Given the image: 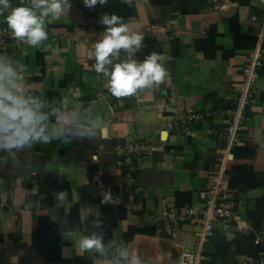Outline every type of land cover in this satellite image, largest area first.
Masks as SVG:
<instances>
[{
	"label": "crops",
	"instance_id": "0c3cea01",
	"mask_svg": "<svg viewBox=\"0 0 264 264\" xmlns=\"http://www.w3.org/2000/svg\"><path fill=\"white\" fill-rule=\"evenodd\" d=\"M28 2L11 0L13 6ZM71 3L69 12L47 20L48 38L38 46L13 38L0 55L18 62L36 94L63 104L68 124L81 111L98 133L33 143L13 150L14 156L0 150V264H110L112 251L120 247L136 250L141 264H174L182 246L200 250L206 264H242L247 257L237 253V235L264 238V219L255 229L249 218L258 200L264 201V66L240 142L225 152L223 170L216 164L225 147L211 133L219 124L203 117L186 133L179 118L187 108L204 115L234 106L242 68L261 34L264 49V0H108L92 9L83 0ZM105 13L120 16L130 31L144 36L133 59L159 54L167 70L161 83L126 97L110 93L93 68L95 43L106 27L98 20ZM2 21L0 27H7ZM212 27L215 39L207 43ZM128 58L121 50L114 63ZM135 137L156 150L125 171L117 165L115 148ZM38 174L66 185V199L49 206L39 193ZM211 188L234 202L240 223L218 221L214 235L202 240L199 210ZM106 191L112 193L109 204L102 203ZM178 192L192 195L179 210L193 212L168 232L161 218L177 209ZM116 205L126 212L111 230L106 219L113 213L107 207ZM73 208L79 212L74 218ZM131 229L138 232L129 239ZM69 231L77 237L101 235L106 251L81 252L62 237Z\"/></svg>",
	"mask_w": 264,
	"mask_h": 264
},
{
	"label": "clouds",
	"instance_id": "9594fccd",
	"mask_svg": "<svg viewBox=\"0 0 264 264\" xmlns=\"http://www.w3.org/2000/svg\"><path fill=\"white\" fill-rule=\"evenodd\" d=\"M107 2L83 0L84 6L89 9ZM71 7V0H29L19 6H13L11 0H0V17H3L2 22L7 25L12 37L36 47L48 38L47 20L59 19ZM98 23L106 27L103 38L95 43L96 62L93 68L97 74H102L113 96H130L138 89L151 88L165 79L167 70L158 62V53L146 55L142 62L132 58L143 45L142 34L130 31L116 14L105 13ZM121 50L127 52L129 58L114 63ZM72 120L73 124L67 123L62 103H50L32 90L15 59L0 55V150L14 156L13 150L33 143L91 138L98 133L91 117L84 112L73 115ZM54 196L63 201L67 192L54 193ZM102 196L103 204L112 202L111 191L102 193ZM61 235L74 242L81 252L104 254L107 248L101 235L77 237L71 231ZM109 261L110 264H141L136 250L127 247L114 249Z\"/></svg>",
	"mask_w": 264,
	"mask_h": 264
},
{
	"label": "built area",
	"instance_id": "2783aa9c",
	"mask_svg": "<svg viewBox=\"0 0 264 264\" xmlns=\"http://www.w3.org/2000/svg\"><path fill=\"white\" fill-rule=\"evenodd\" d=\"M14 37L11 36L7 27H0V50L6 52L9 48V41ZM264 66V49L263 35H259L252 52L248 55L247 61L241 71V79L237 85V97L234 106L229 109H216L206 112L204 115L196 114L191 108H187L179 118L183 124V131L189 133L191 125L201 118H213V121L219 125L211 129V133L215 135L218 142L224 145L223 155L217 159L216 166L219 170H223L227 160L225 152L232 150L238 146L240 142V133L243 129V123L246 118L247 111L252 104L257 79L260 70ZM118 155L117 165L125 171H130L135 163L145 156H150L155 150L149 141L135 137L127 140L124 144H118L115 148ZM216 189L211 188L207 192V200L205 205L199 210L202 218L203 232L201 239H207L214 235L216 223L223 221L226 223L239 222L240 215L235 210V204L229 199L228 195L217 197L214 192ZM31 208L26 206L25 209ZM193 210L174 209L165 211L161 220L164 228L170 232L173 227L180 223L187 222ZM240 223V222H239ZM255 243L262 245L263 249L256 258H247L242 264H264V238L258 237ZM200 250H191L186 246H182L177 254L174 264H200L202 260Z\"/></svg>",
	"mask_w": 264,
	"mask_h": 264
},
{
	"label": "trees",
	"instance_id": "16d2710c",
	"mask_svg": "<svg viewBox=\"0 0 264 264\" xmlns=\"http://www.w3.org/2000/svg\"><path fill=\"white\" fill-rule=\"evenodd\" d=\"M216 30L214 27L210 28L208 30V38L206 40L207 43H210V41H214L215 39ZM257 41V39H256ZM203 43V42H202ZM198 47H200V43L198 42ZM256 44V42H255ZM255 46V45H254ZM37 181L39 184V193L45 195V202L49 206H55L58 203V200L55 198L54 193L59 192H69V189L66 185H60L58 182V179L51 175H39L37 177ZM191 193L189 192H178L176 195V206L177 209H181L185 204H188L191 202ZM34 200H37L36 197ZM113 213V219L108 218L106 219V226L110 227L111 230L117 226V220L119 218V213L125 214L126 209L125 207L121 205L116 206H108L107 207V213ZM76 213L78 214L77 208H73L70 214V217L74 218L76 216ZM249 218L253 222V225L255 229H259L261 227L262 221L264 219V201L263 199H259L256 205V208L254 211L249 213ZM138 232V229L132 230L130 232H127V237L129 239H132L134 234ZM255 235H246L244 233H239L234 241V244L237 247V253L239 255L246 256L247 258H256L259 254V252L263 249L262 245H258L255 243ZM36 239V238H35ZM213 259L215 257L220 256L219 253L212 255ZM208 262V261H207ZM83 264H92L91 261H84ZM201 264H206V262H201Z\"/></svg>",
	"mask_w": 264,
	"mask_h": 264
}]
</instances>
